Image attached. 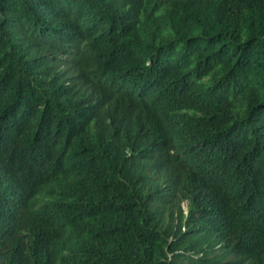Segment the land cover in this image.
Masks as SVG:
<instances>
[{
  "label": "trees",
  "instance_id": "obj_1",
  "mask_svg": "<svg viewBox=\"0 0 264 264\" xmlns=\"http://www.w3.org/2000/svg\"><path fill=\"white\" fill-rule=\"evenodd\" d=\"M170 3L140 13L164 10L174 39L125 22L118 0H0V264H264V0ZM104 35L132 52L128 70L177 79L132 108L153 127L194 123L203 139L171 164L200 171L193 188L159 191L102 150L119 107H84L77 85ZM62 43L80 57L67 67Z\"/></svg>",
  "mask_w": 264,
  "mask_h": 264
},
{
  "label": "clouds",
  "instance_id": "obj_2",
  "mask_svg": "<svg viewBox=\"0 0 264 264\" xmlns=\"http://www.w3.org/2000/svg\"><path fill=\"white\" fill-rule=\"evenodd\" d=\"M123 20L142 30L147 27L168 39H174L176 32L168 23L164 10L159 17H146L140 13L145 7L154 3L171 5V0H118ZM69 43L60 44L58 50L62 67H67L73 58H80L67 50ZM28 59L34 57L39 47L34 49L32 44H21ZM98 49L100 57L90 63H82V75L78 80V98L84 107L99 106L114 101L119 112L116 117L109 119L110 124L99 135L101 148L111 153L121 162L140 161L152 174L158 190L172 184L189 182L193 188L199 178L200 171L193 172L182 166H171L172 163L195 150L196 142L203 138L196 134L194 123L185 130H178L172 124L153 127L148 124L145 109H133V95L143 86L165 88L176 82L170 76L156 74L153 69L145 70L142 66L132 72L120 63L130 51L118 43L109 40L105 35L100 40ZM50 52L43 44L41 53ZM151 61L149 60L148 63ZM182 110L192 117L194 112L192 101L185 98ZM200 122V120H198ZM213 168L220 172L218 166ZM106 187L110 189L107 185ZM188 199H181V204L188 213Z\"/></svg>",
  "mask_w": 264,
  "mask_h": 264
},
{
  "label": "rangeland",
  "instance_id": "obj_3",
  "mask_svg": "<svg viewBox=\"0 0 264 264\" xmlns=\"http://www.w3.org/2000/svg\"><path fill=\"white\" fill-rule=\"evenodd\" d=\"M185 213H187V211H185Z\"/></svg>",
  "mask_w": 264,
  "mask_h": 264
},
{
  "label": "bare ground",
  "instance_id": "obj_4",
  "mask_svg": "<svg viewBox=\"0 0 264 264\" xmlns=\"http://www.w3.org/2000/svg\"><path fill=\"white\" fill-rule=\"evenodd\" d=\"M3 175V174H2ZM11 175V174H10ZM9 176V175H8Z\"/></svg>",
  "mask_w": 264,
  "mask_h": 264
}]
</instances>
